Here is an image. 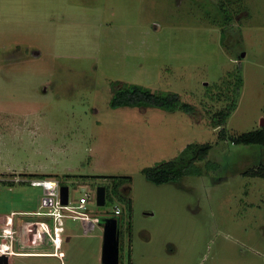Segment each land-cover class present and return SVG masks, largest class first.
Masks as SVG:
<instances>
[{
    "label": "rangeland",
    "instance_id": "obj_1",
    "mask_svg": "<svg viewBox=\"0 0 264 264\" xmlns=\"http://www.w3.org/2000/svg\"><path fill=\"white\" fill-rule=\"evenodd\" d=\"M114 82L178 94L195 114L112 109ZM263 124L264 0H0V218L48 211L42 188L16 183L46 175L66 183L72 205L88 197L93 216L121 210L120 264H264V179L244 176L264 146L231 143ZM190 144L211 145L203 175L146 179ZM123 177L131 206L106 197L98 207L97 189ZM65 229L64 264H102L100 225Z\"/></svg>",
    "mask_w": 264,
    "mask_h": 264
},
{
    "label": "trees",
    "instance_id": "obj_2",
    "mask_svg": "<svg viewBox=\"0 0 264 264\" xmlns=\"http://www.w3.org/2000/svg\"><path fill=\"white\" fill-rule=\"evenodd\" d=\"M225 14V21L232 22L230 16ZM228 24V23H227ZM242 81L239 82L241 85ZM240 89V86L238 87ZM112 95L110 101V107L112 109L120 108H154L164 110L166 112H177L182 111L188 115L195 114L194 106L188 103H182L181 98L178 94L169 93L167 95H161L149 88L143 87L137 84L114 82L112 84ZM236 109V102L234 101L231 105L223 111L218 112L213 119L212 124L214 127H222L226 124L232 113ZM223 132L222 134H224ZM224 138V137H222ZM234 145L243 146H264V127L252 131L249 133L242 134L231 140ZM211 151V145L209 144H190L182 153L175 159L170 161L162 162L154 167L147 168L143 171L146 179L156 185H164L169 183H178L186 176H200L203 175L204 171L200 166L201 162L208 159ZM210 162L206 163V168L209 170L213 169ZM244 176L247 177H259L264 179V163L257 167L249 169L245 172ZM46 175H40L39 178H46ZM70 178L72 176H66ZM82 179H88L87 176H81ZM113 186L106 187L107 200L112 201L114 197H117L121 202H125L129 207L131 206V200L126 196V193L119 192L121 184L129 183L130 178H113ZM117 180L120 183H117ZM62 185H66L65 182L60 181ZM7 187L16 186L14 182L4 183ZM22 185V184H21ZM24 185V184H23ZM107 203V201H106Z\"/></svg>",
    "mask_w": 264,
    "mask_h": 264
},
{
    "label": "built area",
    "instance_id": "obj_3",
    "mask_svg": "<svg viewBox=\"0 0 264 264\" xmlns=\"http://www.w3.org/2000/svg\"><path fill=\"white\" fill-rule=\"evenodd\" d=\"M18 184H29L34 188L44 191L42 206L45 212H19L12 211L0 218V257L8 258L10 263L14 257H45L52 256L63 261L60 255L63 237L66 232L65 220L81 221L84 234L91 233L104 218H116L121 215V210L116 209L113 215L98 218L91 214L88 205L91 200L83 197L79 206L72 205L70 199L67 205L62 204L61 187L64 186L57 179L31 178L18 180ZM96 199V194L93 199ZM97 203V202H96ZM81 210V211H80ZM19 216L44 217L48 220H21ZM52 246L53 253L36 252V248Z\"/></svg>",
    "mask_w": 264,
    "mask_h": 264
},
{
    "label": "water",
    "instance_id": "obj_4",
    "mask_svg": "<svg viewBox=\"0 0 264 264\" xmlns=\"http://www.w3.org/2000/svg\"><path fill=\"white\" fill-rule=\"evenodd\" d=\"M264 125V124H263ZM107 190L104 186L97 189L96 202L98 207L106 205ZM62 204L67 205L69 201V187H61ZM103 228V245H102V264H120V240H119V221L117 218H104L100 222ZM0 264H9L8 258L0 257Z\"/></svg>",
    "mask_w": 264,
    "mask_h": 264
},
{
    "label": "flooded vegetation",
    "instance_id": "obj_5",
    "mask_svg": "<svg viewBox=\"0 0 264 264\" xmlns=\"http://www.w3.org/2000/svg\"><path fill=\"white\" fill-rule=\"evenodd\" d=\"M120 217V216H119ZM119 217H116L117 219H118V221H119ZM100 225V224H99ZM118 234H119V240H120V245H121V230L119 229V231H118Z\"/></svg>",
    "mask_w": 264,
    "mask_h": 264
},
{
    "label": "crops",
    "instance_id": "obj_6",
    "mask_svg": "<svg viewBox=\"0 0 264 264\" xmlns=\"http://www.w3.org/2000/svg\"><path fill=\"white\" fill-rule=\"evenodd\" d=\"M10 189H11V188H10ZM62 249H63V245H62ZM101 250H102V248H101ZM60 261H61V260H60ZM61 263L64 264L63 261H61Z\"/></svg>",
    "mask_w": 264,
    "mask_h": 264
}]
</instances>
